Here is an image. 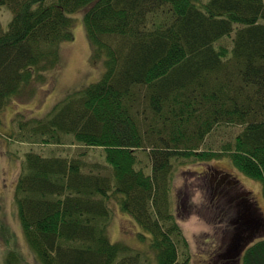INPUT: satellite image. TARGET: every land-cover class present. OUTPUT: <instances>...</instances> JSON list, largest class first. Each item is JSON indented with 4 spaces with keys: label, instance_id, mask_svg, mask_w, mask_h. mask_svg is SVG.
<instances>
[{
    "label": "trees",
    "instance_id": "1",
    "mask_svg": "<svg viewBox=\"0 0 264 264\" xmlns=\"http://www.w3.org/2000/svg\"><path fill=\"white\" fill-rule=\"evenodd\" d=\"M1 7L11 18L5 30L0 18V113L58 65L73 13H82L90 59L104 66L46 114L15 115L11 136L22 142L80 147L68 154L31 148L21 159L14 200L40 264H150L153 253L155 264H189L171 197L181 158L210 165L225 157L260 181L264 195V0H0ZM228 125L240 129L215 145L213 135ZM94 148L104 162L84 157ZM227 174H197L215 202L230 185ZM111 202L150 235V250L111 241ZM227 217L233 225L238 219ZM233 225L228 233L244 230ZM262 231L239 261L226 253L234 243L223 233L204 264H264ZM8 253L13 264L15 250Z\"/></svg>",
    "mask_w": 264,
    "mask_h": 264
},
{
    "label": "rangeland",
    "instance_id": "2",
    "mask_svg": "<svg viewBox=\"0 0 264 264\" xmlns=\"http://www.w3.org/2000/svg\"><path fill=\"white\" fill-rule=\"evenodd\" d=\"M81 16L80 12L73 13V37L70 41L59 44L58 65L47 70L46 76L42 80L29 83L0 113V264H7V258L10 256L8 252L11 250H15L13 254H16L12 261L13 264H40L24 238L14 200V186L25 152L32 148L44 153L68 154L72 150L80 149L75 144L71 147L68 142L62 145H35L22 142L11 135L17 129L15 118L17 111L25 113L27 118L28 116L44 115L54 104L82 86L94 82L102 74L104 67L102 60L92 62L90 59V44ZM0 18L2 28L7 29L11 18V12L7 7L0 8ZM239 129L236 125H228L226 131L221 132V128H219L213 135V140L216 141L215 145L219 144L218 141L222 139H228L230 134H236ZM65 140L68 141V137ZM98 151L101 152V149L87 150L84 157L104 162L103 156ZM138 153L145 157V154L140 150ZM175 164L171 197L175 199L173 207L175 210L178 209L176 217L179 219L183 235L187 240L186 252L189 254V264H204V259L208 257L207 251L213 245L221 243V235L223 233L230 235L231 232L228 233L229 225L233 224L227 222L229 221L227 216L231 215V218L233 215L236 216L235 210L237 213L239 212L237 205L240 202L246 204L245 211L254 212L256 217H259L261 225H264V195L261 182L239 173L227 158L220 157L211 160V166L203 162H189L182 158ZM207 168L210 170L213 168L222 169L231 173V175L225 176L226 181L227 179L234 180L233 177L238 179L228 185L225 191L223 190L224 195L216 202L211 199V196L217 193L203 191L197 176ZM218 189L219 193H223L220 192L221 188ZM229 196L231 199L228 198ZM110 205L112 214L108 230L111 241L123 243L133 252L146 250L149 246L150 235L117 203L115 205L111 202ZM178 215H181L182 218ZM237 220L239 219L236 217L235 220H232L233 226L237 225ZM263 232L264 230L261 235L264 234ZM184 253L183 248L179 247L180 258L184 257ZM233 253L234 250L229 253L232 258H234ZM240 254L241 252L239 255H235L238 256L237 261H239ZM149 260L150 264H155L154 253L150 254Z\"/></svg>",
    "mask_w": 264,
    "mask_h": 264
},
{
    "label": "water",
    "instance_id": "3",
    "mask_svg": "<svg viewBox=\"0 0 264 264\" xmlns=\"http://www.w3.org/2000/svg\"><path fill=\"white\" fill-rule=\"evenodd\" d=\"M241 219L243 220L242 224L246 225V228L244 230L239 228L236 233V235L238 236L235 235V241H237V244H234L235 246L233 247V255H239V253L242 252L245 246L253 240L254 235L259 231V229L263 230L264 228V225H261L262 223L259 217H256L254 212L250 210H246L242 214ZM240 233H244V235L241 236ZM230 251L231 250L229 249V253Z\"/></svg>",
    "mask_w": 264,
    "mask_h": 264
},
{
    "label": "flooded vegetation",
    "instance_id": "4",
    "mask_svg": "<svg viewBox=\"0 0 264 264\" xmlns=\"http://www.w3.org/2000/svg\"><path fill=\"white\" fill-rule=\"evenodd\" d=\"M228 183H230L231 184V182L230 181H228ZM221 196V195H220ZM234 198H236V197H234ZM239 199H241V198H239ZM241 206H239V205H237L238 206V208H239V213H238V219L239 220H237V225L238 226H242V227H244V229L246 228V225H244V224H242L243 223V220L241 219V217H242V214L245 212V209H246V204L245 203H242V204H240ZM243 205H244V207H243ZM241 220V221H240ZM241 228V227H240ZM239 230V229H238ZM237 230V231H238ZM237 233V232H236ZM236 233H234V232H231V234L229 235V234H227V237H226V241H229V242H233L234 244H237L236 243V241H235V238H233V237H231V235L232 236H234L235 237V235H236ZM241 234V236L242 235H244V233H240ZM236 236H238V235H236ZM230 245V244H229ZM229 245L227 246V251L228 252H226V253H228L229 254V249L230 250H233V247L235 246V245H231L230 247H229Z\"/></svg>",
    "mask_w": 264,
    "mask_h": 264
}]
</instances>
